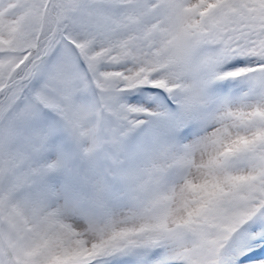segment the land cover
Returning a JSON list of instances; mask_svg holds the SVG:
<instances>
[{"label": "snow or ice", "instance_id": "obj_1", "mask_svg": "<svg viewBox=\"0 0 264 264\" xmlns=\"http://www.w3.org/2000/svg\"><path fill=\"white\" fill-rule=\"evenodd\" d=\"M0 264H264V0H0Z\"/></svg>", "mask_w": 264, "mask_h": 264}, {"label": "rangeland", "instance_id": "obj_2", "mask_svg": "<svg viewBox=\"0 0 264 264\" xmlns=\"http://www.w3.org/2000/svg\"><path fill=\"white\" fill-rule=\"evenodd\" d=\"M4 14H5L7 17L11 18V17H13V16L15 15V9L5 7Z\"/></svg>", "mask_w": 264, "mask_h": 264}]
</instances>
